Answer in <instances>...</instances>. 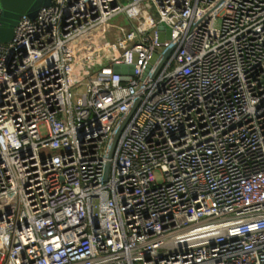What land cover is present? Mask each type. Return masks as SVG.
Segmentation results:
<instances>
[{"label":"built area","instance_id":"2783aa9c","mask_svg":"<svg viewBox=\"0 0 264 264\" xmlns=\"http://www.w3.org/2000/svg\"><path fill=\"white\" fill-rule=\"evenodd\" d=\"M0 264H264V0L24 15L0 43Z\"/></svg>","mask_w":264,"mask_h":264},{"label":"water","instance_id":"95a60500","mask_svg":"<svg viewBox=\"0 0 264 264\" xmlns=\"http://www.w3.org/2000/svg\"><path fill=\"white\" fill-rule=\"evenodd\" d=\"M52 3L53 0H1L0 43H7L13 39L15 26L24 15L34 18L42 7ZM121 130L122 126L115 133L110 155L115 151Z\"/></svg>","mask_w":264,"mask_h":264},{"label":"rangeland","instance_id":"374dc122","mask_svg":"<svg viewBox=\"0 0 264 264\" xmlns=\"http://www.w3.org/2000/svg\"><path fill=\"white\" fill-rule=\"evenodd\" d=\"M120 21H121L120 18H115V20H114V22H116V23H120ZM161 36H162L163 39L165 38V34L164 33H162ZM157 175L160 177V173L159 172L157 173Z\"/></svg>","mask_w":264,"mask_h":264}]
</instances>
